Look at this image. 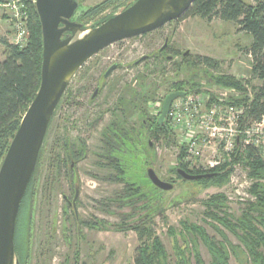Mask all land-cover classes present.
<instances>
[{
  "label": "rangeland",
  "instance_id": "obj_1",
  "mask_svg": "<svg viewBox=\"0 0 264 264\" xmlns=\"http://www.w3.org/2000/svg\"><path fill=\"white\" fill-rule=\"evenodd\" d=\"M133 1L83 0L75 20L84 19L79 22L92 26L110 14L123 11L124 4ZM243 1L255 4L253 0ZM102 4L106 7L96 17L85 16L89 9ZM29 31L31 34L30 28ZM10 32V24L1 20L0 37L12 43ZM166 40L173 49L169 53L173 58L154 57ZM251 43V36L240 31L233 22L196 16L118 42L83 65L54 113L29 189L31 192L20 211L19 251L26 248L31 224L28 264H135L140 241L136 231L129 227L141 224L139 221H144L142 226L153 229L163 242L166 264H197V255L203 264H210L212 256L206 244L186 236L183 224L201 226L211 237L224 241L212 227L213 221L205 215V202L224 194L228 211L234 218L240 217L249 203L257 202L252 186L259 181L250 176L246 160L233 165L224 183L184 180L178 174L182 163L188 164L191 170H202L210 159L187 160V152L182 150V133L173 130L174 136L169 139L150 140L152 150L143 143L134 146L133 152L124 153L131 182L148 193L143 201L137 198L127 203L126 181L114 180L117 172L102 166L105 160L99 155L105 154L106 136L114 134L109 131L112 124L119 121L117 119L124 120L132 135L139 139V108L148 110L151 115L161 112V103L170 93L173 82L185 81L190 87L196 84L194 88L200 96L224 100L237 95L225 91L230 88L217 87L211 78L233 76L246 84L250 81L249 92L262 86L258 79L251 81L252 59L247 54ZM183 53H189L187 60L183 59ZM3 54L4 46L0 45V61ZM151 54V59L141 62ZM197 57L212 58L217 67L194 64ZM117 64L119 68L104 79L106 71ZM98 87L100 91L92 100ZM190 91L189 95L196 94ZM237 92L242 98V92ZM144 97L148 98L147 103ZM115 133L117 135L118 131ZM149 169L161 180L173 183L174 189L165 193L152 190L147 181L151 182ZM76 188L79 196L74 210L69 203L74 200ZM84 221L95 224V228L87 227ZM220 229L228 242L238 247L236 253L230 250L229 263L250 264L238 238L223 227Z\"/></svg>",
  "mask_w": 264,
  "mask_h": 264
},
{
  "label": "trees",
  "instance_id": "obj_2",
  "mask_svg": "<svg viewBox=\"0 0 264 264\" xmlns=\"http://www.w3.org/2000/svg\"><path fill=\"white\" fill-rule=\"evenodd\" d=\"M27 1L31 19L29 22L31 34L28 45L21 49L10 43L7 39L0 37V45L4 46V58L0 61V167L20 127L21 121L33 102L41 84L43 61L42 27L36 5L32 3V0ZM136 1L137 0H134L132 3L126 5L124 4L123 10L130 7ZM253 2L255 4H247L243 0H196L189 11L180 19L184 20L196 16L208 20L219 18L222 21L237 24L240 27V31L246 32L251 36L252 43L247 49V54L252 59L251 81L258 79L262 82V86L259 88H252L249 92V88L247 87L251 83L250 81L246 84V82L238 80L233 76L211 78V82L219 88H230L242 92V98L232 101L234 104L245 105L248 108L246 119L249 122L261 121L264 118V0H253ZM105 7L106 5L103 4L95 6L89 9L85 13V16L96 17ZM114 15L115 13L110 14L95 24L105 21ZM78 21L83 22L85 20L82 19ZM163 59L168 60L167 58ZM183 59L187 60L188 58L183 57ZM194 64L204 65L210 68L217 67L213 59L209 57H197V61L194 62ZM189 87L187 82L177 81L173 82L169 91H185L187 95L192 92L190 90L199 93V91L194 88L196 84L192 85L193 88L190 87L191 89H189ZM147 97L143 98L146 103L148 102ZM139 114L141 118L139 127L141 131L137 136L139 139L132 135L131 128L128 124L124 123V120L117 119L119 121L113 123V128L109 131L114 134L112 136H106L108 138L105 141L106 152L103 155H99L101 159L105 160L102 166L117 172V176L113 177L115 178L114 180L119 182L123 180L126 181L125 198L128 200L127 203L137 198L143 201L148 193L146 194L143 192L141 186L131 182L130 178L132 179V177L126 166L128 162L125 160L127 155L124 153H129V151L133 152L134 146L138 147L143 143L144 147L146 145V147L152 150L150 140L152 141V139H154L155 141H161L164 138L169 139L171 136H174L173 130L170 128L168 122L162 126L158 124V118L161 114L160 111L157 115H151L148 110L140 107ZM117 131L118 134L115 135ZM144 139H146L145 142H143ZM138 140L140 143H138ZM182 150L185 152L186 147L182 146ZM239 152L240 151L237 150L233 155L232 163H225L221 167L209 171L199 169L191 170L187 166L188 164L182 163V169L192 175L218 174L217 177L213 179H201L204 182L224 183L229 177L233 165L239 161L242 162L246 160V165L249 166L251 170L250 176L256 181H259L252 186V193L257 197V202L249 203L242 210V214L238 218H234V216L229 213L224 194H218L205 202V215L213 221L211 224L212 227L223 236L224 241L221 242L211 237L206 229L201 226L187 223L183 224L186 236L201 240L206 244L212 256V262L210 264H230V252L236 253V249H238L237 246H233L228 242L226 235L222 232L220 227H223L238 238L250 258V264H264V182H261L264 181V159L258 155V151L254 148H248V150L243 153V156L240 155L241 153ZM146 176L147 175L144 174V178ZM147 181L152 190L165 193L152 182L149 180ZM32 183L33 180L29 189ZM29 189L27 194L31 192ZM139 222H141V224L129 227L136 231L140 241V246L134 257V263L166 264L164 261L166 250L163 242L153 229L142 226V222L144 221ZM83 224L91 229L95 228V224L86 221H84ZM18 226L19 219L15 237L16 250L20 257L21 264H28L31 224L28 226L26 248L24 251H19L17 246ZM196 261L197 264H203L199 255H197Z\"/></svg>",
  "mask_w": 264,
  "mask_h": 264
},
{
  "label": "water",
  "instance_id": "obj_3",
  "mask_svg": "<svg viewBox=\"0 0 264 264\" xmlns=\"http://www.w3.org/2000/svg\"><path fill=\"white\" fill-rule=\"evenodd\" d=\"M195 1L137 0L109 19L85 26L74 20L83 0H35L43 36L41 84L0 167V264H21L15 243L21 207L54 113L77 72L106 48L180 20ZM116 68L113 66L105 77ZM186 95L185 91H176L164 98L159 125L167 123L172 104ZM178 174L188 181L209 180L218 175H192L182 169ZM148 177L164 192L175 187L161 180L153 169L148 170ZM77 197L78 194L75 201Z\"/></svg>",
  "mask_w": 264,
  "mask_h": 264
},
{
  "label": "built area",
  "instance_id": "obj_4",
  "mask_svg": "<svg viewBox=\"0 0 264 264\" xmlns=\"http://www.w3.org/2000/svg\"><path fill=\"white\" fill-rule=\"evenodd\" d=\"M32 3L35 4V0ZM1 20L11 26L12 44L25 48L30 39L28 1L0 0ZM225 91L237 96L224 100L215 96L202 97L198 93L186 95L172 104L168 115L170 128L182 133L186 159H210L208 166L202 168L204 171L219 168L226 162L232 163L237 150L243 153L254 148L260 157H264V118L247 121L248 108L232 101L239 99L241 93L235 89Z\"/></svg>",
  "mask_w": 264,
  "mask_h": 264
},
{
  "label": "flooded vegetation",
  "instance_id": "obj_5",
  "mask_svg": "<svg viewBox=\"0 0 264 264\" xmlns=\"http://www.w3.org/2000/svg\"><path fill=\"white\" fill-rule=\"evenodd\" d=\"M117 14V13H116ZM75 20V19H74ZM75 21H77V20H75ZM173 51V49H171L170 48V45L168 44V40H166L165 41V44L163 45V46H161L157 51H156V54H154V57H161L162 59L163 58H167L168 60L169 59H172L171 58V56L169 55V53H171ZM154 53V52H153ZM186 53H183L182 54V57H187L188 56V54L187 55H185ZM152 56H153V54H151V55H147V56H145L146 57V59L145 60H143V61H141V62H144V61H147V60H149V59H151L152 58ZM113 66H115V65H113ZM113 66H111L107 71H106V73L113 67ZM117 66V68L115 69V70H117L118 68H119V65L117 64L116 65ZM106 73L104 74V79L105 78H107V77H105V75H106ZM99 91H100V88L98 87L97 89H96V91H95V93L93 94V96H92V100H94L95 98H96V96H97V94L99 93ZM173 92H176V91H173ZM171 93V92H170ZM169 94V93H168ZM167 94V95H168ZM166 95V96H167ZM161 103V102H160ZM162 103H163V101H162ZM162 103H161V105H162ZM161 108H162V106H161ZM159 124V123H158ZM150 146H151V142H150ZM73 164H72V168H73ZM77 194H78V196H79V189L78 188H76V190H75V196H74V200H73V202L71 203H69L70 204V206H72L73 207V209L75 208V198H76V196H77ZM78 198V197H77ZM75 210V209H74ZM75 212V211H74ZM76 216V215H75ZM76 219H77V216H76Z\"/></svg>",
  "mask_w": 264,
  "mask_h": 264
}]
</instances>
